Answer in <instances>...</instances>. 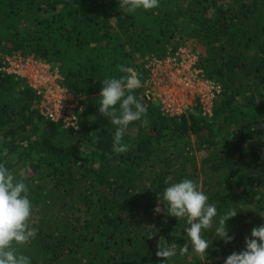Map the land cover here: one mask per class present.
I'll return each mask as SVG.
<instances>
[{"label":"trees","instance_id":"obj_1","mask_svg":"<svg viewBox=\"0 0 264 264\" xmlns=\"http://www.w3.org/2000/svg\"><path fill=\"white\" fill-rule=\"evenodd\" d=\"M185 46L219 88L211 115L198 99L171 115L145 95L146 58ZM11 55L57 71L78 100L71 120L46 118L33 87L2 71ZM121 64L139 74L134 94L148 122L130 124L129 150L115 154V126L98 107L103 80L123 75ZM0 163L29 187L38 231L19 250L32 264H164L160 240L177 245L166 264H224L264 224V0H159L134 14L119 0H0ZM168 177L193 180L217 207L203 257L191 246L179 255L184 219L154 214ZM230 208L238 215L225 244L215 230Z\"/></svg>","mask_w":264,"mask_h":264},{"label":"clouds","instance_id":"obj_2","mask_svg":"<svg viewBox=\"0 0 264 264\" xmlns=\"http://www.w3.org/2000/svg\"><path fill=\"white\" fill-rule=\"evenodd\" d=\"M158 7L159 0H119V10L124 14H134L138 10L151 11ZM117 70L123 75L106 78L102 82L98 112L115 126L111 152L122 154L129 150V145L124 143L129 125L142 118L146 124L148 109L134 94L142 87L135 68L121 64L117 65ZM171 180L172 177L165 180L168 186L162 197H158L159 204L154 214L165 213L166 209L167 216L175 217L178 221L184 219L188 225L185 228L186 243L179 247V255L189 254L191 246L192 254L203 257L209 244L202 237V231L212 228L218 214L217 207L209 203L208 196L193 180L185 178L169 183ZM255 199L259 200L260 197L256 196ZM32 211L28 185L22 179H17L5 163H0V264H32L31 258L19 250L36 238L38 230L31 225ZM257 214L264 218V211ZM237 215L238 210L230 208L218 221L215 234L225 244L234 240L229 235L227 221ZM155 255L166 264L168 259L177 255V245L173 243L165 247L160 240ZM224 264H264V224L254 227L245 239L244 249L231 253Z\"/></svg>","mask_w":264,"mask_h":264},{"label":"built area","instance_id":"obj_3","mask_svg":"<svg viewBox=\"0 0 264 264\" xmlns=\"http://www.w3.org/2000/svg\"><path fill=\"white\" fill-rule=\"evenodd\" d=\"M146 60L148 61L146 67L149 68V74L145 81V95L149 100L159 101L163 110L171 115H180L188 110V107L184 105L169 104L168 101L164 99V97H167V92L157 93V96H155V93L153 92L156 85L162 83V76L165 79L174 77L180 84H184L191 88L204 85L207 86L205 91H199L201 94L199 106L204 115H211L215 91H219V88L214 83L203 78L201 70L196 66L198 62V54L196 52L191 48L181 47L173 55L169 54L164 58L147 57ZM31 62H34L33 65L36 67L38 66V68L45 66L48 68L47 72L50 74L52 81L54 82L51 84V87L54 88L55 91H59V93L62 94L61 96L52 95L53 92L49 87L39 81H35L38 78L43 79V76H38V73L35 75L38 76V78L29 71L27 75L20 68L14 67L6 62L3 64L2 71L13 73L20 78H24L28 84L33 87L36 94L40 97L41 112L46 118L52 121L71 120L74 117V111L78 105L77 101L73 102V98L76 99L74 94L61 85L59 82V74L57 71L53 72L50 65L34 59H32ZM166 68H169L170 71ZM158 78H161L160 82ZM205 95L207 98L204 97ZM197 103L198 102H196L195 106H197ZM206 104L210 107L209 110H206Z\"/></svg>","mask_w":264,"mask_h":264},{"label":"rangeland","instance_id":"obj_4","mask_svg":"<svg viewBox=\"0 0 264 264\" xmlns=\"http://www.w3.org/2000/svg\"><path fill=\"white\" fill-rule=\"evenodd\" d=\"M188 47L189 46H185ZM33 58L28 57V58H24L18 55H11V56H5L4 60L6 61V63H10L11 65H13L14 67L20 68L25 74L28 75V71L31 72L34 76L36 75V73H38V76L40 75L43 76V79H38L35 81H39L40 83H43L44 85H46L47 87H49L51 89V91L53 92L52 95H59L61 96L62 94L59 93V91H55L54 88L51 87V84H53L54 82L52 81V78L50 76V74L47 72L48 68L46 67H39L38 66H34L33 63L31 62ZM48 65V64H47ZM169 70V68H166ZM161 71V70H158ZM53 77V76H52ZM54 78V77H53ZM161 78H158L159 82H160ZM48 82V83H47ZM205 88H207V86H200V87H194L191 88L189 86H186L184 84H180L178 81L175 80L174 77H170L168 78H164L162 76V83L156 85V87L154 88L153 92L155 93V96H157V93H163V92H167L166 95L167 97L164 99L166 101H168L169 104H174V105H184L187 106L188 109L192 108V107H196V102L197 99L200 101L201 100V94H200V90L205 91ZM206 94V93H205ZM51 95V96H52ZM206 97V95L204 96ZM207 98V97H206ZM78 102L77 99L73 98V102ZM208 104H206V110H209L210 107L207 106ZM195 148L197 149V146L194 145ZM202 180V178H200V181Z\"/></svg>","mask_w":264,"mask_h":264}]
</instances>
